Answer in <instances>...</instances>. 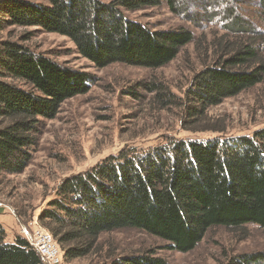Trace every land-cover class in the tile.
Returning a JSON list of instances; mask_svg holds the SVG:
<instances>
[{
    "label": "trees",
    "instance_id": "1",
    "mask_svg": "<svg viewBox=\"0 0 264 264\" xmlns=\"http://www.w3.org/2000/svg\"><path fill=\"white\" fill-rule=\"evenodd\" d=\"M181 1L0 0V31L39 28L66 37L98 69L123 64L157 70L193 42L191 32L151 31L123 12L162 3L177 12ZM258 1L264 10V0ZM251 46L240 45L191 78L181 100L187 125L222 100L264 81V55L258 58ZM92 82L89 74L36 54L18 40L0 39V177L19 175L29 166L45 121L56 116L63 102L85 94ZM38 221L66 260L98 253L100 235L123 228L165 241L181 254L194 250L212 228L254 225L264 230V128L228 139L170 140L109 158L65 179ZM261 260L245 254L226 264ZM0 264L44 263L24 239L8 243L0 225ZM110 264L166 263L148 250Z\"/></svg>",
    "mask_w": 264,
    "mask_h": 264
},
{
    "label": "rangeland",
    "instance_id": "2",
    "mask_svg": "<svg viewBox=\"0 0 264 264\" xmlns=\"http://www.w3.org/2000/svg\"><path fill=\"white\" fill-rule=\"evenodd\" d=\"M100 1L107 4L113 0ZM180 3L177 12L164 3L123 12L126 19L151 31L191 32L193 42L157 70L123 64L98 69L81 57L66 37L39 28L0 31V39L18 40L32 52L93 78L85 94L63 102L56 116L45 121L29 166L19 175L0 177V225L8 243L24 239L44 264H110L117 257L148 250L166 264H226L245 254L264 259V230L247 225L237 230L209 229L196 248L185 254L169 249L165 241L123 228L100 235L98 253L66 260L61 246L38 221L65 179L89 172L109 158L140 153L170 140L228 139L251 136L264 128V81L210 107L194 124L187 125L181 105L191 78L215 60L246 44L260 53L258 58L264 55V10L259 1ZM24 36L29 38L25 42L21 40ZM160 89L167 91L166 95L161 97L164 90ZM40 233L51 239L56 251L52 259L40 256L34 248ZM261 262L258 264H264Z\"/></svg>",
    "mask_w": 264,
    "mask_h": 264
},
{
    "label": "built area",
    "instance_id": "3",
    "mask_svg": "<svg viewBox=\"0 0 264 264\" xmlns=\"http://www.w3.org/2000/svg\"><path fill=\"white\" fill-rule=\"evenodd\" d=\"M42 257L53 258L56 254L54 246L51 244V239L46 234H38V245L34 247ZM56 262V261H55Z\"/></svg>",
    "mask_w": 264,
    "mask_h": 264
}]
</instances>
